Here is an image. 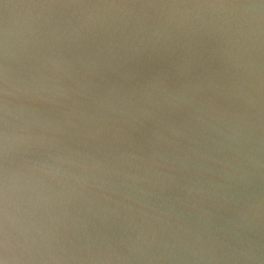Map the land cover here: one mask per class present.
I'll use <instances>...</instances> for the list:
<instances>
[{
  "label": "water",
  "instance_id": "water-1",
  "mask_svg": "<svg viewBox=\"0 0 264 264\" xmlns=\"http://www.w3.org/2000/svg\"><path fill=\"white\" fill-rule=\"evenodd\" d=\"M0 264H264V0H0Z\"/></svg>",
  "mask_w": 264,
  "mask_h": 264
}]
</instances>
